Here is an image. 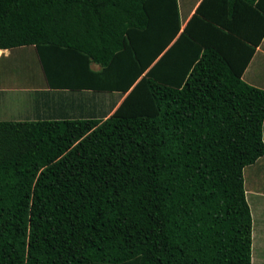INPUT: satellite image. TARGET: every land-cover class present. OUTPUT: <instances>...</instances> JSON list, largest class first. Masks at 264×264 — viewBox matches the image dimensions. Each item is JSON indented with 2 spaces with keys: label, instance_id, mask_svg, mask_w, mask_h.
I'll return each instance as SVG.
<instances>
[{
  "label": "trees",
  "instance_id": "16d2710c",
  "mask_svg": "<svg viewBox=\"0 0 264 264\" xmlns=\"http://www.w3.org/2000/svg\"><path fill=\"white\" fill-rule=\"evenodd\" d=\"M263 38L264 0H201L183 26L177 0H0V50L106 98L0 121V264H251Z\"/></svg>",
  "mask_w": 264,
  "mask_h": 264
},
{
  "label": "crops",
  "instance_id": "0c3cea01",
  "mask_svg": "<svg viewBox=\"0 0 264 264\" xmlns=\"http://www.w3.org/2000/svg\"><path fill=\"white\" fill-rule=\"evenodd\" d=\"M177 2L183 26L190 16H192L201 0H177ZM232 49L235 51L238 50L235 47ZM16 51H20L21 54H16ZM25 53H35L34 48L30 46L11 50H0V60L2 58L16 60L17 58L23 57ZM42 74L44 82H42V75L38 77L26 75L24 77L25 85L22 88L10 84V80L7 81V84H3L1 82L3 80L0 77V110L3 107L4 95L12 103L10 107L15 106V110L17 109L18 102L12 97L15 92L24 93L28 99V106L32 109V115L26 112L21 122L31 121L32 118L37 121L53 118L77 119L85 116L88 117L87 115L93 112V108L94 110H98L105 105L102 101L104 99L106 100V98L91 101L93 96L89 91H71L65 88H57L54 85H50L43 71ZM16 80L18 81V79ZM242 80L250 86L264 90V38L255 48L253 55L246 65L242 73ZM19 115H16L17 121H20L18 119L20 118ZM243 179L246 199L252 215L251 264H264V156L243 170Z\"/></svg>",
  "mask_w": 264,
  "mask_h": 264
},
{
  "label": "rangeland",
  "instance_id": "374dc122",
  "mask_svg": "<svg viewBox=\"0 0 264 264\" xmlns=\"http://www.w3.org/2000/svg\"><path fill=\"white\" fill-rule=\"evenodd\" d=\"M15 53L21 54L20 51H16ZM26 75H32V77H38L42 75V82H44V77L35 53H25L23 57L17 58L16 60H13L12 58H2L0 60V77L3 80L1 81L3 84H7V81L10 80V84L17 86L18 88H22L23 85H25L24 77ZM16 79H18V81ZM5 96L6 95H4L3 97V107L0 110V121H17V114H20V118L18 119L22 121V117L26 112L32 115V109L30 106H28V99L24 95V93L15 92L12 95V97L18 102V107L16 110L15 106L10 107L12 103L10 102L9 98H5ZM120 98L121 97H118V101L120 100ZM12 114L13 116H11ZM31 121L36 120L32 118Z\"/></svg>",
  "mask_w": 264,
  "mask_h": 264
}]
</instances>
